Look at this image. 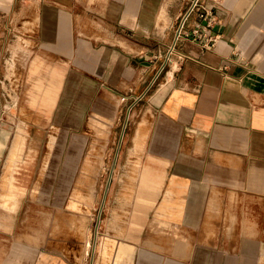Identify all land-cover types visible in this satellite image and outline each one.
I'll use <instances>...</instances> for the list:
<instances>
[{"label":"crops","instance_id":"0c3cea01","mask_svg":"<svg viewBox=\"0 0 264 264\" xmlns=\"http://www.w3.org/2000/svg\"><path fill=\"white\" fill-rule=\"evenodd\" d=\"M37 1L40 32L34 39L43 55L73 60L72 100L91 84V100L100 87L115 90L128 84L131 91H140L137 99L169 67L141 109L150 125L135 137L147 140L135 223L114 230L123 238H113L127 244V254L114 240L102 242L98 264H264V0H201L206 17L200 18L199 11L189 16L170 56L190 5L185 13L172 14L166 9L173 8L174 0ZM27 9L26 0H0V43L15 15H27ZM210 20L204 36L195 38L196 26L204 28ZM139 31L147 32L146 38L152 32L171 37L166 60L160 59L161 49L135 42ZM210 37L216 40L213 45ZM28 41L22 39L27 48ZM113 71L118 73L114 82L107 78ZM67 72L40 56L33 58L29 106L53 113L65 97ZM14 74L10 68L8 77ZM4 78L0 82L6 84ZM99 100L93 112L107 120L105 99ZM111 119L115 122L116 114ZM26 141L19 127L3 167L0 202L11 223L25 195L15 170L24 160ZM143 150L139 145L135 151ZM83 218L85 256L92 244ZM19 245L12 251L14 260L75 264Z\"/></svg>","mask_w":264,"mask_h":264},{"label":"rangeland","instance_id":"374dc122","mask_svg":"<svg viewBox=\"0 0 264 264\" xmlns=\"http://www.w3.org/2000/svg\"><path fill=\"white\" fill-rule=\"evenodd\" d=\"M26 1L27 15H15L10 32L0 43V79L4 81L6 77V84L0 82V132L3 129L10 132L7 148L0 156V192L9 146L19 127L27 133L24 160L18 162L15 170L17 186L22 187L25 195L12 223L9 212L0 202V264H35L36 260L12 258L17 244L69 258L75 264H98V248L102 242L114 240V245L127 254V244L113 238H123L114 230L135 223L139 171L147 156V140L139 135L136 141L135 137L139 130L147 131L150 125L141 109L169 67L137 99L135 95L140 91H131L128 84L115 90L100 87L91 100L95 91L91 84L81 90L80 98L72 100L76 86L68 83L75 76L73 60L43 55L40 41L34 39L40 32L39 3ZM174 1L173 8L166 9L168 13H185L193 3V0ZM201 5L200 0L197 8L201 9ZM157 27L162 33V26ZM147 36L145 31L135 32V42L149 50L161 49L162 57H159L161 61L166 60L171 37L163 39L157 32H152L150 38ZM22 39L30 40L31 43L26 42L29 48ZM127 46L123 45L125 49ZM36 56L42 57L49 66L68 70L66 93L62 91L65 97L51 114L29 106L33 81L28 74ZM10 68L15 72L11 78L8 77ZM117 76L113 71L107 78L114 82ZM101 98L105 99L101 100L104 109L109 111L107 120L100 119L103 115L98 111L94 113ZM115 114L113 122L111 118ZM139 145L144 146L143 153L135 151ZM83 217H87L85 227L91 232L92 244L89 255L85 256Z\"/></svg>","mask_w":264,"mask_h":264},{"label":"built area","instance_id":"2783aa9c","mask_svg":"<svg viewBox=\"0 0 264 264\" xmlns=\"http://www.w3.org/2000/svg\"><path fill=\"white\" fill-rule=\"evenodd\" d=\"M200 0H193V3L191 5V8L188 10V12L182 17L181 22L177 28V33H176V38H175V42L172 45V47L169 50V56L176 50L177 44L180 40V38L184 35V30H185V24L189 18V16L193 13V12H198L199 13V17L200 18H205L207 13L205 12H200V9H198V4H199ZM197 9V10H196ZM202 9V8H201ZM211 26V20L210 22H208V24L203 28L201 25L196 26V28L193 30V35L195 36V38H201L204 36V32L206 33L207 29ZM210 43L213 45L216 40L213 39L212 37L209 38ZM169 56L167 58V60L169 61ZM164 67L160 70L158 76H160V74L163 72ZM157 76V77H158Z\"/></svg>","mask_w":264,"mask_h":264},{"label":"bare ground","instance_id":"6f19581e","mask_svg":"<svg viewBox=\"0 0 264 264\" xmlns=\"http://www.w3.org/2000/svg\"><path fill=\"white\" fill-rule=\"evenodd\" d=\"M9 139H10V132L3 129L0 132V156L3 154L4 150L7 148V144H8ZM12 142H11V144H12ZM10 146H9V149H10ZM8 153H9V151H8Z\"/></svg>","mask_w":264,"mask_h":264}]
</instances>
